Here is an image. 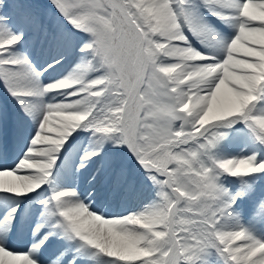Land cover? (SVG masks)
Listing matches in <instances>:
<instances>
[{"label": "snow or ice", "instance_id": "obj_1", "mask_svg": "<svg viewBox=\"0 0 264 264\" xmlns=\"http://www.w3.org/2000/svg\"><path fill=\"white\" fill-rule=\"evenodd\" d=\"M48 2L61 21L55 28L28 0H0V83L18 109L10 119L0 104V196L35 198L42 211L33 237L52 229L27 251L11 250L8 233L23 208L0 211V264H37L50 235L79 242L81 257L104 264H264V0ZM17 24L62 48L76 46L73 33L86 35L81 63L44 84L48 69L12 52L25 39ZM81 131L96 149L76 171L106 143L126 149L106 166L114 190L152 189L141 210L106 218L92 193L81 199L74 187L53 186V169ZM6 135L23 143L13 164L4 162ZM240 137L252 154L222 157Z\"/></svg>", "mask_w": 264, "mask_h": 264}, {"label": "bare ground", "instance_id": "obj_2", "mask_svg": "<svg viewBox=\"0 0 264 264\" xmlns=\"http://www.w3.org/2000/svg\"><path fill=\"white\" fill-rule=\"evenodd\" d=\"M38 17L43 22L44 26L48 28H55L59 23H61V21L58 19V16L54 15L51 11L48 10H45L43 14L41 16L38 15ZM211 20L216 26L221 25L224 27V25L214 17H211ZM254 23H258V21H255ZM14 31L18 35H25V39L22 40L19 45L14 46V49L12 50L13 54L18 56H26L37 69V71L48 69L43 73V76L41 77V80L44 84L57 82L67 77L76 68V66L81 63L82 54L80 53L79 48L87 41L85 35L73 33L74 39L76 41V46L72 48H62L53 46L49 42L42 39V37L38 33H25L23 28L19 24L16 25ZM193 43L196 48L200 47V45L195 41H193ZM21 51H24V53H22ZM56 59H59L61 62L59 64H56L54 67L49 68V65L53 64L54 60ZM53 97H50V99H52V102H63L61 97L55 96L54 94ZM0 104L4 106L5 112L10 119L15 118V116L18 114V109L14 101H12L7 92L4 91V86L2 83H0ZM87 134L91 133L81 131L73 141L72 148H70L68 152L65 153L64 162L61 164L60 168V170H64V168L66 167L65 175L60 174L57 169H53L57 177V180L53 182V186H56L57 188L74 187L81 194V199H84V197H87L89 193H92V195L95 197V199L92 200L93 207L98 210L97 214L102 213L106 218L113 215H126L129 211L141 210L144 204L149 202L148 192L151 190L150 187H143L135 191H127L123 188L114 190L110 173L106 166L107 162L112 158H120L122 160L125 159L128 156L126 149L116 151V149L110 143H106L104 144L103 149L100 150L99 158H95L93 161L88 162L87 166L80 169L79 172L76 171V169L80 166V158L86 152L96 149L95 144L91 143L90 147L86 151H80V145L82 144L83 139H85V136ZM16 159L17 158H14V160L11 161L6 158L4 162L13 164ZM126 163L129 165L133 174L137 176V179H141L142 175L140 169L137 165H135V162L126 160ZM91 166L94 167V171L92 174L89 173ZM101 168L104 169L102 172L99 171ZM67 169H70V171H68ZM30 171L36 170H21V172ZM86 175H89L88 179L85 183H83V178ZM93 177L97 178L93 180ZM228 178L231 179L232 177ZM46 187L49 186L46 185ZM45 195L46 193L44 194V196ZM44 196L41 198H44ZM89 199H91V197H89ZM20 202L27 203L28 212L32 209V205L36 203L35 198L31 200H20L13 199L9 196H0V204L4 203L3 211L10 210L11 207L17 206V204H19ZM84 202L87 204L89 201L84 200ZM32 218L33 216L30 214L19 217V219L15 222L14 230L8 233V236L10 237V245H12L11 236L14 235L19 224L23 225L24 222H26V227L24 230L25 240L20 244L23 245V248H25L24 245H27V250L31 247L34 240H39L44 235H47L49 231H52V229L46 228L47 231L45 234H43V231L45 230L44 229L38 236L33 237L31 232L32 224L31 221H29V219ZM78 243L79 242L67 241L58 235H50L36 259L38 262H40L39 264H54V262L58 261V258H60L58 264H71L73 259L75 261V264H98L97 261L87 259L86 256L81 257L80 254L76 252ZM46 254L49 255L48 258L42 261L41 259L43 255ZM87 256L90 257L91 253H89V255ZM66 258H68V262L65 260ZM98 258L99 261H101V263L99 264H104L106 258Z\"/></svg>", "mask_w": 264, "mask_h": 264}, {"label": "rangeland", "instance_id": "obj_3", "mask_svg": "<svg viewBox=\"0 0 264 264\" xmlns=\"http://www.w3.org/2000/svg\"><path fill=\"white\" fill-rule=\"evenodd\" d=\"M28 2L31 5V7L35 10V12L40 16L43 14V12H44L43 10H45V9L52 11L54 14H56L58 16V14L55 12V9L51 6V4L48 2V0H28ZM78 34L84 35L81 33H78ZM85 37L88 39V37L86 35H85ZM151 193H153V191H151Z\"/></svg>", "mask_w": 264, "mask_h": 264}]
</instances>
